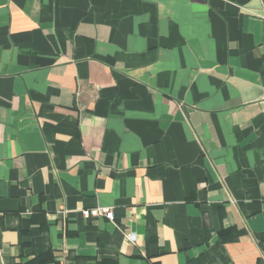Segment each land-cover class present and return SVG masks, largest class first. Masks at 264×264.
I'll use <instances>...</instances> for the list:
<instances>
[{
  "label": "crops",
  "instance_id": "0c3cea01",
  "mask_svg": "<svg viewBox=\"0 0 264 264\" xmlns=\"http://www.w3.org/2000/svg\"><path fill=\"white\" fill-rule=\"evenodd\" d=\"M46 251L264 264V0H0V264Z\"/></svg>",
  "mask_w": 264,
  "mask_h": 264
},
{
  "label": "built area",
  "instance_id": "2783aa9c",
  "mask_svg": "<svg viewBox=\"0 0 264 264\" xmlns=\"http://www.w3.org/2000/svg\"><path fill=\"white\" fill-rule=\"evenodd\" d=\"M81 211L85 218L104 216L110 219L111 221H114L115 219L114 208L111 206H96L92 208H85V209H82ZM127 237L130 240L136 239V236L134 233L127 234Z\"/></svg>",
  "mask_w": 264,
  "mask_h": 264
},
{
  "label": "trees",
  "instance_id": "16d2710c",
  "mask_svg": "<svg viewBox=\"0 0 264 264\" xmlns=\"http://www.w3.org/2000/svg\"><path fill=\"white\" fill-rule=\"evenodd\" d=\"M48 261H53L52 252L46 251L43 253H39L34 255L29 261L24 264H42Z\"/></svg>",
  "mask_w": 264,
  "mask_h": 264
}]
</instances>
